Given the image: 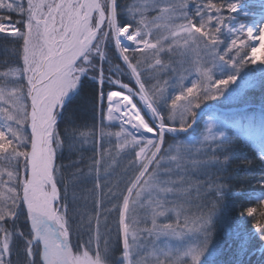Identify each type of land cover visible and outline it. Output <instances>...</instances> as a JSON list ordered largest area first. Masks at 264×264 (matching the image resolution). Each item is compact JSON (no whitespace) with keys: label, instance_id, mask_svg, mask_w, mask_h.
<instances>
[{"label":"snow or ice","instance_id":"obj_1","mask_svg":"<svg viewBox=\"0 0 264 264\" xmlns=\"http://www.w3.org/2000/svg\"><path fill=\"white\" fill-rule=\"evenodd\" d=\"M225 8L236 13L240 0H134L123 6L119 0H0V34L16 45L13 54L21 61L0 71V264H13L17 238L24 241L28 264H212L217 229L231 234L237 223L241 252L253 235L264 239V178L257 181L259 195L229 192L222 179L237 137L264 164V109L213 110L199 136L165 144L166 133L175 136L197 124L203 104L221 98L234 103L264 81V72L243 71L249 59L241 55L243 42L238 44L240 36L255 33L260 43L252 45L250 63L264 66L256 56L264 49V13L245 25L222 15ZM112 46L124 67L113 64ZM125 75L135 88L123 82ZM84 78L100 87L101 146L94 147L85 175L101 195L94 213L81 212L74 227V182L84 177L73 162L76 170L66 179L56 154L66 141L75 146L77 130H66L62 138L57 120ZM106 84L123 91L105 94ZM113 121L119 131L108 130ZM79 136L81 143L96 139L88 131ZM120 164L132 174L122 192L107 187L118 202L105 206L102 185ZM227 196H246L258 206L241 211L245 221L237 222L227 208L221 210ZM112 211L118 215L114 234L107 226ZM21 216L30 221L28 236L16 227ZM247 217L256 231L242 235ZM73 232L87 234L76 253Z\"/></svg>","mask_w":264,"mask_h":264},{"label":"trees","instance_id":"obj_2","mask_svg":"<svg viewBox=\"0 0 264 264\" xmlns=\"http://www.w3.org/2000/svg\"><path fill=\"white\" fill-rule=\"evenodd\" d=\"M121 5H130L134 0H119ZM207 3L208 0H203ZM215 3H225L222 0H212ZM195 7V3H190L189 11L191 12ZM227 9V8H225ZM224 10V9H223ZM213 14V13H212ZM155 15V13H149V16ZM18 19V16L13 14L12 20L15 21ZM122 21H126V16H121ZM4 34H0V71L6 70L9 67L18 66L21 61L15 57L13 54V49L16 45H13L9 40L3 39ZM109 51V56L112 58L114 64H120L124 67L123 62L115 61L114 53L111 49ZM117 62V63H116ZM125 82L130 83L126 78L122 79ZM131 84V83H130ZM256 86L248 89L246 95L249 96L246 102H241L239 104L232 105L234 107L248 106L243 109L248 113H258L261 109H264V91L260 90L256 93V89L261 87L260 85L264 82H260ZM259 87H258V86ZM79 95L72 101V103L66 106V110L61 112L57 120V129L62 138L66 137L68 131L77 130L76 132V141L75 146L70 148L68 142L66 141L64 146L57 150L56 154V166L63 172L66 179L71 178V173L76 170V165L73 162H78L81 172L78 175L83 176V179L76 180L75 183V192L77 195V213L74 218V227L76 220L79 218L81 212L85 213H94L95 211V198L98 195H101L99 192L93 191V183L89 177L85 174L88 171V165L91 163L92 157L96 154L93 149L99 148L101 145L97 143L100 139L99 137V128L101 124V112L100 105L98 103V95L100 88L93 81H90L87 78L82 79L81 87L78 89ZM106 92V89H104ZM250 93V94H249ZM215 103L216 105L223 107L224 103L219 101H208L207 104ZM247 103V104H246ZM231 106V105H229ZM214 109H208L206 111L207 115H211ZM240 109L236 110L239 111ZM235 112V111H234ZM205 113V114H206ZM202 121L201 118L196 125H194L193 131H189L184 134L178 135H165V144H174L176 142L187 143L189 139L193 136H198L199 132L202 130ZM116 129L113 125L109 127L108 130ZM80 131L93 132L95 134V140L91 138L88 143H81L82 138L79 136ZM109 138H105L104 142L106 143ZM113 142L114 137L110 138ZM248 161H252L251 164ZM126 163V162H125ZM123 164H120L114 169V173L110 176L109 181L105 182L103 187V204L105 206L111 207L113 203H117L115 197H112L107 193L108 186H114L116 190L123 191L127 180L132 174V170L129 169L127 173L123 171ZM262 172H264V164L256 157L254 150L248 145L242 138H235L233 141V146L230 154V167L227 170V173L222 176V179L227 184V190L231 191H242L244 193H252L254 195L261 193L262 189L260 184L257 181L261 180ZM195 178V174H194ZM72 198V186L70 185L69 191V201L71 202ZM249 206L257 207L258 205L254 200H249L246 196L241 197H232L227 196L225 200L221 203V210L227 208L231 215L235 218L237 222L245 221V217L240 216V212L246 209ZM70 212H71V203H70ZM19 221L20 231L28 236L30 234L29 227L27 224L26 216H21ZM118 215L116 211L108 213L107 226L113 232L116 231ZM254 221L251 217L246 218V222L243 223L242 227L239 228L241 234L255 233L253 228ZM233 232L231 234H225L224 232L217 229L214 235V245L216 248V255L212 264H264V239H261L258 235H253L247 244L246 251H243L239 254L236 246H239V242L234 238L235 231L238 228L237 223L232 224ZM10 231L13 228L12 223L9 225ZM85 239L80 237V240ZM115 239V236H113ZM122 243H117L115 255L119 257L122 255ZM24 241L17 238L13 245V255L12 260L13 264H28L27 257L24 253ZM260 249V250H259Z\"/></svg>","mask_w":264,"mask_h":264},{"label":"rangeland","instance_id":"obj_3","mask_svg":"<svg viewBox=\"0 0 264 264\" xmlns=\"http://www.w3.org/2000/svg\"><path fill=\"white\" fill-rule=\"evenodd\" d=\"M222 1H224L225 2V4H227L228 2H229V0H222ZM240 3H241V8L240 9H238V11L236 12V13H232V12H229L227 9H224V10H222V15H224L226 18H228V17H232V16H235L240 22H242L243 24H245V25H251V24H253V21H254V19L255 18H258L262 13H264V7H261V5H264V0H240ZM244 11H248L249 13H252L253 15H251V16H245L243 13H244ZM213 15L215 16L216 14L215 13H213ZM197 20H198V18H197ZM224 30H226V29H223L222 28V32L224 31ZM239 42H243V45H244V50H243V52L241 53V55H245L246 56V58H248L249 59V63H248V65H246V67H245V69L243 70V71H249V70H251V71H253L254 73H260V72H264V66H260L259 65V62L257 63V65H252L251 63H250V59H251V47H252V45L253 44H255L256 46H259V40H258V37H256V35H255V33H254V38H248L246 35H242V36H240L239 38H238V44H239ZM224 45L222 44L221 45V47H223ZM109 49H111L112 51H113V53H114V57H115V61H121L120 59H119V54H118V52H116V50H115V48H114V46H112L111 48H109ZM235 53V49H233V53H230V55H232V54H234ZM163 55V54H162ZM256 56L258 57V58H262V59H264V49H261L259 52H257V54H256ZM122 62V61H121ZM117 63V62H116ZM114 64V63H113ZM105 67L107 68V65H105ZM122 67V66H121ZM123 78H126V80L127 81H129L130 83H129V86L130 87H133V88H135L136 86H135V83H134V81H131L130 80V78L127 76V75H125V76H123V77H121V79H123ZM90 81H93V82H95L96 83V81H94V80H91V79H89ZM124 83H128V82H125V81H123ZM260 82H264V81H260ZM260 82H259V84L258 85H260ZM238 83H239V81H238ZM97 84V83H96ZM257 85V86H258ZM97 86L99 87V85L97 84ZM261 87H259L258 89H256L255 91H256V93H258L260 90H262V91H264V84L262 85H260ZM100 88V87H99ZM104 89H106V92H105V94L107 93V91H109V90H121V89H118V87L117 86H111V88L106 84L105 86H104ZM121 91H123V90H121ZM247 93V92H246ZM250 94V93H249ZM249 98V96H247L246 94L242 97V98H240L238 101H236V102H234V103H226L225 102V100L223 99V98H221V99H219V100H216V101H219V102H221V103H224V106L223 107H221L220 108V106H218V105H216L215 103H211V105L210 104H207V103H205V104H203L202 105V107H201V109H199L198 110V112L201 114V116L197 119V122L202 118L203 119V121H202V130H201V132L204 130V127H205V125H206V123H207V120H208V118H209V116L210 115H208V116H206L207 115V113H206V111L208 110V109H214V110H218V111H220V112H224V113H232V112H234V111H236V109H243L244 107H247V106H242V107H234V106H232V105H235V104H239V103H241L242 101L243 102H246L247 101V99ZM134 102H137V105H138V107H140V105H139V103H138V100H137V98H134ZM29 103H30V101H29ZM247 104V103H246ZM229 105H231V106H229ZM104 108H105V110H106V103H105V105H104ZM206 113V114H205ZM146 119H148V117L146 116L145 117ZM105 123H107V121L105 120ZM150 123H151V121H150ZM114 126V127H116V129H114V131H113V129L112 130H110V131H113V132H115V131H119V128H120V124H118L117 122H115V121H113L112 123H111V126ZM193 128H194V126H193ZM193 128L192 129H189V131H193ZM26 131H30V129H28V128H26ZM188 131V132H189ZM201 132H199V135H200V133ZM184 133H187V132H182V133H178V134H184ZM166 134H170V133H166ZM178 134H176V135H178ZM171 135H173V134H171ZM198 135V136H199ZM116 140V138L114 137V141ZM259 194H260V192H258ZM259 194H257V195H259ZM70 215H72V213L70 212ZM22 218V217H21ZM21 218L19 219V221L21 220ZM19 221L17 222V224H16V227H18L19 229H20V227H19ZM7 223V226L9 227V225L11 224V222H6ZM27 224H28V220H27ZM73 225H74V220H73ZM28 227H29V224H28ZM9 230H10V228H9ZM28 231H30V227H29V230ZM84 238L86 239L87 238V234L85 233L84 234ZM71 242H72V245H73V252L74 253H76L77 251H78V248H77V245L79 244V243H81V240H80V237L79 236H77L76 234H75V232H73L72 233V235H71ZM122 247V246H121ZM237 249V251H239L238 253L239 254H241L242 252L240 251V249H239V246H236L235 247V250ZM260 250V249H259ZM213 262V261H212Z\"/></svg>","mask_w":264,"mask_h":264},{"label":"bare ground","instance_id":"obj_4","mask_svg":"<svg viewBox=\"0 0 264 264\" xmlns=\"http://www.w3.org/2000/svg\"><path fill=\"white\" fill-rule=\"evenodd\" d=\"M115 122H117L118 124H120L118 121H115ZM148 135L151 136L152 134L149 133ZM28 224H29V227H30V221H28Z\"/></svg>","mask_w":264,"mask_h":264},{"label":"water","instance_id":"obj_5","mask_svg":"<svg viewBox=\"0 0 264 264\" xmlns=\"http://www.w3.org/2000/svg\"><path fill=\"white\" fill-rule=\"evenodd\" d=\"M201 116V114L198 115L197 119Z\"/></svg>","mask_w":264,"mask_h":264}]
</instances>
